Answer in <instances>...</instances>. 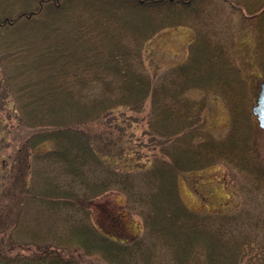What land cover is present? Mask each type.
<instances>
[{"label": "trees", "instance_id": "obj_1", "mask_svg": "<svg viewBox=\"0 0 264 264\" xmlns=\"http://www.w3.org/2000/svg\"><path fill=\"white\" fill-rule=\"evenodd\" d=\"M224 2L0 0V88L27 130L18 157L29 172L23 187L0 173V264H264L260 129L228 25L214 23ZM229 2L257 28L264 76V0ZM175 26L194 33L187 58L152 79L143 46ZM209 96L227 109L221 138L202 128ZM147 102L145 133L156 152L148 166L118 170L85 127L118 108L143 112ZM44 143L52 147L30 155ZM215 165L243 195L231 213L196 211L180 196L179 174ZM110 191L140 218V235L115 240L92 224L88 203Z\"/></svg>", "mask_w": 264, "mask_h": 264}, {"label": "rangeland", "instance_id": "obj_2", "mask_svg": "<svg viewBox=\"0 0 264 264\" xmlns=\"http://www.w3.org/2000/svg\"><path fill=\"white\" fill-rule=\"evenodd\" d=\"M218 1L221 0H216ZM224 1L220 7L216 5L217 9L215 7L222 15L219 18L214 15V23L221 18V23L225 22L228 25L233 43L234 62L240 68L241 76L246 80L252 106L259 84L264 78L255 60L257 28L252 24V20L245 17L243 11L231 5L230 0ZM221 23H216V26ZM193 39L194 33L189 27L175 26L161 30L147 40L142 49V59L149 76L155 79L168 67L184 62L188 55V46ZM201 95L200 92L193 91L188 96L200 99ZM148 107L147 102L144 111L140 113L118 108L102 122H91L86 125L85 130L93 139V143L101 146L102 158L114 168L132 170L150 165L156 150L150 145L145 133L144 118ZM252 118L257 124L253 115ZM202 128L215 138L225 135L228 115L219 97L209 96L207 99L202 114ZM26 133L27 130L18 123L13 101L0 88V173L5 176L4 181L6 177H12L19 180L18 183L22 187L29 181V172L27 161L23 163V157H18V149ZM255 143L264 164L262 130L258 133ZM51 147L50 143L41 144L30 150V155ZM231 174L224 165L179 174L178 186L183 202L187 207L200 212L231 213L237 210L243 202V195L238 189L237 178ZM88 208L91 212L92 224L110 238L127 241L142 233L140 218L125 208V197L116 191L107 192L93 199L88 203ZM25 216L30 219L31 210H26ZM25 252L29 251L25 250ZM84 264L104 263L97 258H87Z\"/></svg>", "mask_w": 264, "mask_h": 264}, {"label": "water", "instance_id": "obj_3", "mask_svg": "<svg viewBox=\"0 0 264 264\" xmlns=\"http://www.w3.org/2000/svg\"><path fill=\"white\" fill-rule=\"evenodd\" d=\"M251 113L255 116L258 127L263 131L264 138V78H262L259 84L255 102L251 106Z\"/></svg>", "mask_w": 264, "mask_h": 264}]
</instances>
